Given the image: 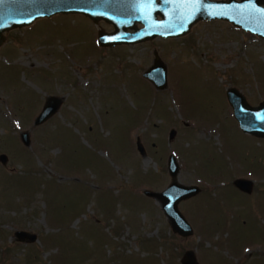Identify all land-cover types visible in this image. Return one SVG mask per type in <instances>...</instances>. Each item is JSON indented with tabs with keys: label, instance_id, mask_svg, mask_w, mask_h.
Listing matches in <instances>:
<instances>
[{
	"label": "rangeland",
	"instance_id": "obj_1",
	"mask_svg": "<svg viewBox=\"0 0 264 264\" xmlns=\"http://www.w3.org/2000/svg\"><path fill=\"white\" fill-rule=\"evenodd\" d=\"M100 30L113 27L59 14L5 34L0 264H182L188 251L197 264H264V138L239 129L226 97L234 88L251 106L264 102V40L216 20L102 48ZM155 55L162 90L143 76ZM51 98L57 111L35 125ZM171 154L176 181L200 189L178 206L188 237L143 193L172 182ZM19 231L36 241H17Z\"/></svg>",
	"mask_w": 264,
	"mask_h": 264
},
{
	"label": "water",
	"instance_id": "obj_2",
	"mask_svg": "<svg viewBox=\"0 0 264 264\" xmlns=\"http://www.w3.org/2000/svg\"><path fill=\"white\" fill-rule=\"evenodd\" d=\"M59 14L82 15L94 23L104 21L110 24L113 31L100 30L97 34V44L102 48L139 44L156 37L179 38L187 35L198 22L215 20L228 22L264 40V0H0V46L9 31ZM137 24L142 27H137ZM143 76L157 90L166 87V69L156 55L153 65ZM226 97L239 129L245 134L264 138V102L253 107L234 88L227 90ZM58 106V99H49L34 124H43ZM174 135V130L170 131L169 139ZM20 139L25 146L30 145L28 133H22ZM136 148L140 155H145L139 138ZM6 160V156L1 154L0 162L5 164ZM167 170L172 178L167 188L161 192L145 190L143 193L160 203L173 233L188 237L193 230L178 206L199 194L200 189L176 181L179 165L173 154L168 157ZM251 185V181L243 179L235 183L239 190L247 193H250ZM15 237L19 242L36 241L35 235L23 231L16 232ZM182 264H197L192 251L185 254Z\"/></svg>",
	"mask_w": 264,
	"mask_h": 264
},
{
	"label": "flooded vegetation",
	"instance_id": "obj_3",
	"mask_svg": "<svg viewBox=\"0 0 264 264\" xmlns=\"http://www.w3.org/2000/svg\"><path fill=\"white\" fill-rule=\"evenodd\" d=\"M219 1H223V0H219ZM225 1V0H224Z\"/></svg>",
	"mask_w": 264,
	"mask_h": 264
}]
</instances>
